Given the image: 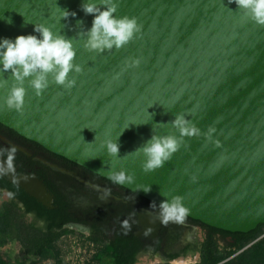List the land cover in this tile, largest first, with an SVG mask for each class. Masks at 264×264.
<instances>
[{
	"label": "water",
	"instance_id": "95a60500",
	"mask_svg": "<svg viewBox=\"0 0 264 264\" xmlns=\"http://www.w3.org/2000/svg\"><path fill=\"white\" fill-rule=\"evenodd\" d=\"M85 2L0 0V38L39 36L34 26L45 24L72 41L82 69L69 73L71 88L49 76L37 94L26 80L20 111L4 103L16 82L0 71V123L108 180L115 171L132 174L133 184L117 185L151 202L179 195L187 217L208 226L246 233L264 224V25L235 0H116V15L141 28L100 53L84 47L93 20ZM58 6L75 15L60 18ZM177 114L201 134L183 137L162 167L145 171L136 149L153 135L179 136ZM117 137L118 157L103 147Z\"/></svg>",
	"mask_w": 264,
	"mask_h": 264
},
{
	"label": "clouds",
	"instance_id": "9594fccd",
	"mask_svg": "<svg viewBox=\"0 0 264 264\" xmlns=\"http://www.w3.org/2000/svg\"><path fill=\"white\" fill-rule=\"evenodd\" d=\"M229 2H232V0H229ZM235 3L253 21L264 25V0H235ZM102 5V7L98 6L96 0H87V2L82 4L83 11L86 14H93L92 24L87 30V39L84 42V47L100 53L113 48L119 49L128 44L141 28L135 17L116 15V0H102ZM58 8L60 10V18L75 15V12H69V10L61 9L59 6ZM7 22L11 23V19L9 18ZM34 32L39 33V36L21 34L14 39L0 38V71L10 70L16 82L9 89L4 103L8 108L17 111L22 110L24 105L26 94L24 82L26 80H28L36 93L40 94L48 87L49 76L52 77L56 84L71 88L75 84V80L69 79V73L82 71L80 65L74 63L76 49L70 39L54 32L45 24L35 25ZM139 63L138 59L133 60L132 66ZM172 125L178 129L179 136L153 135L140 148L136 149L135 152L143 153L144 161L142 166L145 171L150 172L162 167L179 149L183 142V137L201 134V129L191 124L183 114H177L172 121ZM214 131V128L208 129L206 135L209 139H211ZM118 137L114 140L108 139L103 145L110 155L117 157L119 153ZM16 151L17 148L15 146H11L8 151V169L13 168ZM109 179L115 184L134 183V176L124 170L110 173ZM143 190L149 191L150 186L144 187ZM109 194L110 189H105V197ZM162 195L166 196L164 193ZM155 205V202H152L151 207ZM188 212L189 210L183 204V198L177 195L159 203L158 219L165 225L169 222L183 223ZM125 227L130 229V225L127 222H125ZM151 230L149 228L147 232L150 233Z\"/></svg>",
	"mask_w": 264,
	"mask_h": 264
},
{
	"label": "flooded vegetation",
	"instance_id": "af4514ba",
	"mask_svg": "<svg viewBox=\"0 0 264 264\" xmlns=\"http://www.w3.org/2000/svg\"><path fill=\"white\" fill-rule=\"evenodd\" d=\"M11 146L17 151L13 160V168H7V155ZM31 184L33 188L39 185L42 188L40 195H33L25 189ZM105 189H110V194L105 197ZM0 193H7L18 207L25 210L26 202L38 208L40 204L46 208L49 217L55 221L68 218L62 223L61 229L71 225L85 226L92 235L93 222L100 219L105 226L118 220L124 229L125 222L134 227L133 234L141 244V252H164L167 261L176 260L188 252H194L196 244L189 242L176 249L166 248V243L175 234V228L181 226H195L188 221L183 223L169 222L163 224L158 219L159 209L151 207L119 187L109 184L95 177L72 163H69L49 151L41 149L31 142L21 139L0 127ZM43 196V197H42ZM43 199V200H42ZM31 200V201H30ZM34 200V202L32 201ZM5 202V201H3ZM2 202V203H3ZM32 202V203H31ZM38 205V206H37ZM36 212L32 209L25 216L35 220ZM147 216L156 218L153 226L144 222ZM44 224V221H40ZM99 223V221H97ZM151 228V232L147 230ZM129 229V228H128ZM128 231V230H127ZM147 233V234H146ZM191 246V247H189ZM140 252V253H141Z\"/></svg>",
	"mask_w": 264,
	"mask_h": 264
},
{
	"label": "trees",
	"instance_id": "16d2710c",
	"mask_svg": "<svg viewBox=\"0 0 264 264\" xmlns=\"http://www.w3.org/2000/svg\"><path fill=\"white\" fill-rule=\"evenodd\" d=\"M0 127L21 139L27 140L32 144L39 146L41 149H44L39 144L20 136L14 130L3 126L1 123ZM44 150L48 152V150ZM52 154L82 169H85L95 177H98L111 185L119 187L121 190L132 195L133 199L135 198L141 200L148 205L152 204L151 201L129 191L128 189L94 174L86 168L71 162L62 156L54 153ZM32 201L34 202V200ZM38 205L39 207L35 208L34 205L26 202L25 210H23L18 207L13 200L2 203L0 207V246H3L8 241H12L17 238L20 239V242L23 247L28 250V253L34 255L42 253L45 248L51 245L52 241L61 234L62 223L68 218H64L61 221H55V218L49 217L50 214L46 211L45 207H42L40 204ZM154 207L159 209V204H156ZM32 209L37 213L35 220L24 224L23 218L26 212ZM41 220L44 221V224L38 226L37 222ZM185 220L193 225L199 226L207 232L206 238L200 244L199 248L198 246H194V250H199L201 254V264H264V236L259 241L247 246V244L258 235L264 224H261L256 229L245 233L229 232L214 228L189 217H186ZM97 221H99V223ZM104 222L105 221L101 222L100 219L96 218L92 226V236L99 237L104 243V250L101 255V264H134L138 254L142 251L138 238L133 234V230L135 228L132 226L130 229L127 228V231L124 227H119L122 225L118 220L115 221V225L117 226H114V228H112V224H110V222L108 223L109 226H105ZM215 235H219L222 239L230 237L233 242L229 245V248L221 251L217 245ZM236 252L238 253L231 257Z\"/></svg>",
	"mask_w": 264,
	"mask_h": 264
},
{
	"label": "rangeland",
	"instance_id": "374dc122",
	"mask_svg": "<svg viewBox=\"0 0 264 264\" xmlns=\"http://www.w3.org/2000/svg\"><path fill=\"white\" fill-rule=\"evenodd\" d=\"M9 196L7 193H0V207L3 201H7ZM31 216L23 218V223H30ZM41 226V222H37ZM177 234L166 243V248L173 250L179 246L192 242L195 246L205 240L207 232L199 226H190L175 228ZM89 231L82 225H71L65 230L62 229L61 234L57 236L51 245L42 253L29 254L28 250L23 247L20 239L8 241L5 245L0 246V264H101L102 251L104 243L99 237L88 235ZM264 235V226L261 227L258 235L252 239L247 246L259 241ZM216 242L221 251L229 248L233 242L230 237L222 239L219 235H215ZM234 253L231 257L235 256ZM166 253L152 252L150 250L138 254L134 264H176V261L185 262L186 264H201V254L199 250L188 252L184 256H179L176 260L167 261Z\"/></svg>",
	"mask_w": 264,
	"mask_h": 264
},
{
	"label": "bare ground",
	"instance_id": "6f19581e",
	"mask_svg": "<svg viewBox=\"0 0 264 264\" xmlns=\"http://www.w3.org/2000/svg\"><path fill=\"white\" fill-rule=\"evenodd\" d=\"M33 186V185H32ZM43 197V196H42ZM43 200V199H42ZM144 222H148L150 223L151 226H153V224L155 225L157 223L156 218L152 217V216H147L146 220ZM176 264H186L185 262H181V261H176Z\"/></svg>",
	"mask_w": 264,
	"mask_h": 264
},
{
	"label": "built area",
	"instance_id": "2783aa9c",
	"mask_svg": "<svg viewBox=\"0 0 264 264\" xmlns=\"http://www.w3.org/2000/svg\"><path fill=\"white\" fill-rule=\"evenodd\" d=\"M264 236V235H263Z\"/></svg>",
	"mask_w": 264,
	"mask_h": 264
}]
</instances>
